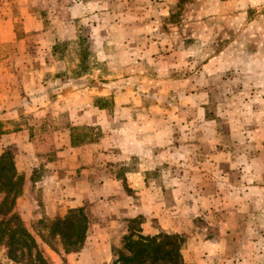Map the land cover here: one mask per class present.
Returning <instances> with one entry per match:
<instances>
[{"label":"rangeland","instance_id":"rangeland-1","mask_svg":"<svg viewBox=\"0 0 264 264\" xmlns=\"http://www.w3.org/2000/svg\"><path fill=\"white\" fill-rule=\"evenodd\" d=\"M5 151L24 180L37 166L14 212L48 264H82L39 234L72 209L58 187L85 243L115 226L120 247L130 228L183 235L186 264H264V0H0Z\"/></svg>","mask_w":264,"mask_h":264},{"label":"trees","instance_id":"trees-1","mask_svg":"<svg viewBox=\"0 0 264 264\" xmlns=\"http://www.w3.org/2000/svg\"><path fill=\"white\" fill-rule=\"evenodd\" d=\"M78 45L80 48L84 46ZM87 52L85 49L82 55L86 56ZM84 56L80 57L85 59ZM84 62L85 60L81 63ZM99 102L96 106L103 110L104 106ZM77 139L78 137L73 136V146L91 143L86 142L85 135L80 136L82 141ZM24 182L16 157L11 151H5L0 156V195L4 196L0 203V247L6 249L7 259L12 263L48 264L35 236L14 212L17 198L23 192ZM40 224L43 226L39 231L40 237L47 241L57 240L64 254L70 255L80 252L83 248L91 220L84 208H72L64 216ZM184 250L183 235L161 233L144 236L140 231L130 228L123 236L122 245L116 252L113 264H186Z\"/></svg>","mask_w":264,"mask_h":264},{"label":"crops","instance_id":"crops-1","mask_svg":"<svg viewBox=\"0 0 264 264\" xmlns=\"http://www.w3.org/2000/svg\"><path fill=\"white\" fill-rule=\"evenodd\" d=\"M21 136L23 137V131L22 132L21 131H12L9 133H5L2 141H3V143H5L6 146L10 147L13 144L16 145V143L21 139ZM57 154L60 155V152H57ZM70 161L71 160L69 158V154H67L65 161L57 160L54 163L53 162L49 163V165L47 166V168L50 169L49 173H48L49 176L52 179L53 178L57 179V181L55 182L57 184V187L60 186L58 184V180L62 179V177L66 176V174H70L67 171L69 168L63 167L65 165H67V167H69ZM53 164H58V166L56 167ZM36 167L37 166L34 165L33 168H31L29 170L23 168V166L21 167V172L25 171L23 173L24 176L26 175L25 181L30 180V182H31V176H32L33 172L35 171V169H37ZM90 167L92 168L93 165ZM18 168H19V166H18ZM131 172H132L131 174L134 175V178L135 177L137 178V175L141 173V171L138 169L132 170ZM29 173L31 174V176H29ZM28 177H30V178L28 179ZM68 177L69 176H67V179H66L67 181H69ZM133 187H134V185H133ZM53 190H54V192H52L51 190H50V192H52L53 195H56V197L58 198V200H57L58 203L54 206L57 211H61L64 207H65V209L67 207L74 208L73 204H75L76 201H73V200L66 198L65 202L62 203L61 200L63 199V197L65 195L59 190V187L56 190H55V188H53ZM93 195H96V194H93ZM80 205H82V203ZM127 214H128L127 215L128 217H131L130 212H128ZM50 217H53V216H50ZM94 232L97 235V242H94L93 243L94 245L92 243H90V244L85 243V245H84L85 247H83L80 252L75 253V254L79 255V260L82 264H105V261L108 264H113L112 263L113 262V255L112 254H113V251L115 249H118L120 247L119 246L120 241H119V243H116V241H115L114 244L112 245V239L114 240V238L116 237L115 235L118 233V231L116 232L115 226H112V228L106 227V228H102V229L99 227L97 230H94ZM126 233H127V231L121 232L120 233L121 236L119 238H122V236H124ZM100 239L102 241H101V243H98V240H100ZM99 253H103V254L106 253L107 259L105 260L104 257H102ZM103 256H105V255H103ZM85 261H87V262L84 263ZM88 261H89V263H88Z\"/></svg>","mask_w":264,"mask_h":264}]
</instances>
